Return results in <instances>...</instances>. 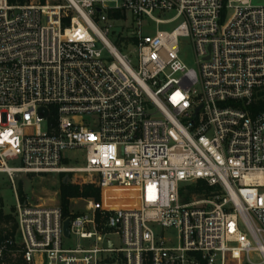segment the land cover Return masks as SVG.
<instances>
[{"label": "built area", "instance_id": "1", "mask_svg": "<svg viewBox=\"0 0 264 264\" xmlns=\"http://www.w3.org/2000/svg\"><path fill=\"white\" fill-rule=\"evenodd\" d=\"M65 2L0 0V174L17 225L0 264H264V5ZM29 174L100 196L33 205L15 185ZM199 182L209 192L185 201Z\"/></svg>", "mask_w": 264, "mask_h": 264}, {"label": "rangeland", "instance_id": "2", "mask_svg": "<svg viewBox=\"0 0 264 264\" xmlns=\"http://www.w3.org/2000/svg\"><path fill=\"white\" fill-rule=\"evenodd\" d=\"M61 3H66L65 0H61ZM253 5H264V0H252ZM155 16L162 19H169L174 16L173 12H156ZM145 22V32H153L155 29V24L151 22V20L147 17H143ZM177 22H173L169 25H160L159 28L161 30H171L175 26H177ZM116 32L121 31V26L119 24H114ZM191 60V55L189 56ZM43 128L46 127V123L44 122ZM27 134L32 133V130L26 129ZM68 157L67 161H64V164L74 167V166H84L85 161V152L84 151H76V152H65L64 154ZM70 157V159H69ZM67 177V175L63 176L61 174H29V175H19L15 180V185L17 192H22L19 196L24 199H28L30 203L34 204H43L46 200L53 199L56 194L60 193V183L61 181ZM72 176H70L71 178ZM77 178V177H76ZM76 181H81L80 178L75 179ZM84 186V185H82ZM181 193L186 194V196H190V199L194 196L190 195L191 187L190 184H182ZM83 197V196H82ZM95 197V196H94ZM86 198V197H85ZM14 206H15V190L13 188L12 183L10 182L8 176L4 174H0V208L3 211V214H11L14 215ZM76 211H83L84 202H80L78 205L74 207ZM15 217V216H14ZM10 225H6L5 222H0V230L5 228H9ZM166 233L169 235L170 233H176L175 230L169 229L166 230ZM66 242H74L73 238L71 240H67Z\"/></svg>", "mask_w": 264, "mask_h": 264}, {"label": "trees", "instance_id": "3", "mask_svg": "<svg viewBox=\"0 0 264 264\" xmlns=\"http://www.w3.org/2000/svg\"><path fill=\"white\" fill-rule=\"evenodd\" d=\"M10 3L12 4H20L24 5L27 4L30 0H9ZM111 17L114 18H125V14L121 11H116L114 13H110ZM257 110L264 109V99L259 100L257 104ZM65 176L66 174H61ZM191 192L194 195H203L204 193L209 192V187L204 183V182H199L197 187H191ZM19 194H22V192L19 191ZM89 197V196H95L96 199L99 198L100 196V190L93 185H74L71 184L70 182L65 183L64 179L60 183V193H59V198L60 201L64 207V210H67V205H68V198L69 197ZM22 198V196H21ZM190 196H185V201H189ZM24 200V198H22ZM15 210V207H14ZM5 222L6 225H10L9 228H5L3 230H0V241L3 240L4 238H7L9 236H13L15 234L17 225L15 221L14 215L12 216L11 214H3L2 209L0 208V222Z\"/></svg>", "mask_w": 264, "mask_h": 264}, {"label": "water", "instance_id": "4", "mask_svg": "<svg viewBox=\"0 0 264 264\" xmlns=\"http://www.w3.org/2000/svg\"><path fill=\"white\" fill-rule=\"evenodd\" d=\"M98 11H100V9ZM64 182L65 183L68 182V177L65 178ZM43 204H44V206H52V205H54V200H51V199L46 200ZM68 226H69V222L68 221H65V223H64V231H65V234L66 235L69 234V228H68Z\"/></svg>", "mask_w": 264, "mask_h": 264}]
</instances>
